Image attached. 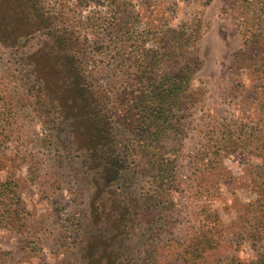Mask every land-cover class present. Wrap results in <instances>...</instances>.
<instances>
[{
	"label": "rangeland",
	"instance_id": "1",
	"mask_svg": "<svg viewBox=\"0 0 264 264\" xmlns=\"http://www.w3.org/2000/svg\"><path fill=\"white\" fill-rule=\"evenodd\" d=\"M32 1L0 0V264L255 259L251 235L263 217L252 197L263 178L251 165L263 158L251 135L264 118V0ZM178 38L191 51L176 61L193 64L190 97L172 111L154 166L114 121V100L148 84L140 64ZM152 65V84L177 72L169 58ZM77 85L113 122L111 150L103 137L94 155L81 144L90 119L76 112ZM66 87L72 96L60 97Z\"/></svg>",
	"mask_w": 264,
	"mask_h": 264
},
{
	"label": "trees",
	"instance_id": "2",
	"mask_svg": "<svg viewBox=\"0 0 264 264\" xmlns=\"http://www.w3.org/2000/svg\"><path fill=\"white\" fill-rule=\"evenodd\" d=\"M31 0H29L30 2ZM38 4L37 0L32 1V6L34 4ZM37 9V8H36ZM42 16V15H41ZM40 16V17H41ZM53 36L55 37L57 42L59 41L58 32L54 30ZM177 38V37H174ZM171 45H167L168 47L162 51L161 53L159 51H155L151 59L150 57L145 58V60L140 64L141 65V81L144 79L148 84L143 83L139 86H130L129 88H125L114 101H117V104H115V107L117 109V115L114 118V121L117 120L116 124H118L121 129L126 132L124 133V137H127L129 140V136L134 134L135 137L138 139L136 140V144H143L144 148H147L148 150V157L151 163L154 166H159V155L160 152L155 151V148H160V143L163 141L164 136L166 135V132L169 130L170 126H172V120L171 116L172 111L174 108L180 107L181 101H188L187 99L190 97L188 83L192 76V67L193 64L187 65L185 67H181L178 69L176 61L181 56L180 54L187 53L188 55H191V51L189 49V44L186 45V43L181 40V38L176 39V41L170 42ZM174 44V45H173ZM60 46L62 50H67L68 46H66V43L64 41L60 42ZM177 48H176V47ZM165 48V47H164ZM59 50V47H58ZM71 54V51H69ZM186 56V57H187ZM185 57V58H186ZM159 58V59H157ZM163 58H169L171 60V69L176 68L177 72L174 76L168 78V83H163V81H166L167 78L163 79L161 83H150L152 81V77L154 76V68L155 66L152 65L153 62L159 61L160 63L163 62ZM69 61V64H71V67L74 68L73 63L78 62L76 57L71 56L67 59ZM264 60V58H262ZM264 63V61H263ZM41 70V69H40ZM44 71V67L42 66V70ZM75 73V72H74ZM81 71H78L75 73L76 77L77 75H80ZM174 74V72H173ZM40 76L43 77L44 74L40 72ZM144 78V79H143ZM81 79V76L79 77ZM140 81V82H141ZM185 84H183V82ZM187 84V85H186ZM69 88V87H66ZM72 88L69 89H63L60 92V97H68L71 95ZM73 91L77 93L76 101H81V106H79V110L77 108L76 112L79 114V112L82 114L85 110V113L88 115L90 119L89 129L87 127V133L85 128L81 129L80 137L86 138L81 143L84 147L88 145L89 151L92 155L95 154V151H93L95 148H97L99 144V139L103 137L104 142L103 145H107L108 150H111L113 146H117V141L115 144V139L112 134L113 129V122L105 121L104 117L97 114L100 113L101 107L99 104L90 105L88 106L86 103L87 101H93L94 99H89V96H93L94 92L92 90H88L86 88L80 87V85L73 87ZM84 102V105H83ZM84 108V109H83ZM87 108V109H85ZM260 108H264V103L260 106ZM142 110L140 117H135L132 111L135 110ZM97 112V113H95ZM83 113V114H85ZM259 125H256L258 128V134L254 133L251 135L252 142H257V147H260V154L263 158V163L261 165H251L252 168V175H259L263 178L262 183L260 184L259 191H257V195L255 197H252L253 200V207L256 202H258L259 206L257 207L256 211L259 213L261 219L263 217L262 222H258L257 227L252 232V240L254 241V249L257 251L256 258L253 259L249 264H264V118L261 119ZM84 122V121H83ZM140 125H145L146 131L142 132V136L137 134L135 135V129L139 128ZM107 127V128H106ZM116 129V127H115ZM140 129V128H139ZM259 129L262 130V133L259 132ZM139 131V130H138ZM76 132H78L76 130ZM79 134L76 135L78 138ZM131 137V136H130ZM134 138V137H133ZM136 139V138H135ZM256 140V141H255ZM135 142V141H134ZM93 148V149H92ZM154 148V150H153ZM111 156H113V153L110 151L106 153L105 159L111 160ZM152 156L154 159H152ZM100 157V156H99ZM120 168V167H119ZM257 246V249H256Z\"/></svg>",
	"mask_w": 264,
	"mask_h": 264
}]
</instances>
